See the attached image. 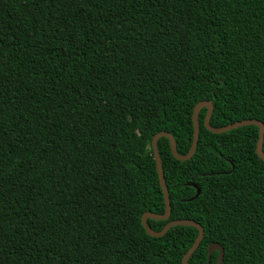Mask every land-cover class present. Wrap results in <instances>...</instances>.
<instances>
[{
  "label": "trees",
  "instance_id": "16d2710c",
  "mask_svg": "<svg viewBox=\"0 0 264 264\" xmlns=\"http://www.w3.org/2000/svg\"><path fill=\"white\" fill-rule=\"evenodd\" d=\"M264 124V0H0V264H183L153 139ZM158 142L189 264H264L259 128ZM264 151V146H263ZM198 190H200L199 195Z\"/></svg>",
  "mask_w": 264,
  "mask_h": 264
},
{
  "label": "water",
  "instance_id": "95a60500",
  "mask_svg": "<svg viewBox=\"0 0 264 264\" xmlns=\"http://www.w3.org/2000/svg\"><path fill=\"white\" fill-rule=\"evenodd\" d=\"M203 109L207 110L204 125H205L206 129L213 134H224V133H227L229 131H232V130H235L238 128H242V127H250V126L258 127L259 128V139L257 142L256 153H257L258 157L264 161V151H263L264 124L258 120H245V121L237 122V123H234L232 125L222 127L219 129L214 128L211 126V118L213 115L214 106H213L212 102H210V101L201 102L194 109V113H193V126H194L193 143H192V147H191V149L187 155L182 156L178 153L176 141L170 133L161 132V133H158L154 137V139H153V150L155 153V161L157 164V170H158V175H159V179H160V185H161V188H162V191L164 194L166 211L163 215H157V214L149 213V212L145 213L142 217V224H143V227L145 228L147 234L153 238H162L172 228L178 227V226L192 227V228L197 229L199 232L198 237H197L195 243L193 244V246L190 248V250L185 255V257L183 259V264H189V260L192 258V256L195 254V252L198 250V248H199V246H200V244L204 238L205 231H204V228L200 224L193 222V221H189V220L171 221L160 232H156L149 227L148 220L168 221L170 219V216H171L170 197H169V192H168L167 185H166L165 175H164L163 168H162V161H161L160 153L158 150V142L162 138L169 139L172 154L178 161L186 162V161H189L190 159H192L193 156L195 155L197 147H198V141H199V137H200L199 115ZM199 193H200V190H198L197 196L199 195ZM215 251H219V253H220L218 261L216 264H223V261H224V249H223V247L217 243L210 245L209 257H211V255Z\"/></svg>",
  "mask_w": 264,
  "mask_h": 264
}]
</instances>
